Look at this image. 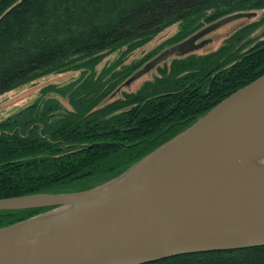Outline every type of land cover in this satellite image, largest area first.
<instances>
[{"label":"trees","instance_id":"16d2710c","mask_svg":"<svg viewBox=\"0 0 264 264\" xmlns=\"http://www.w3.org/2000/svg\"><path fill=\"white\" fill-rule=\"evenodd\" d=\"M240 11L263 15L214 51L158 65L135 92L117 89L154 54L123 69L121 60L96 68L106 54L131 52L175 23L173 44ZM262 25L264 0H0V95L51 73L80 71L0 120V200L84 191L125 172L264 74V31L251 37ZM49 209L0 210V227ZM148 264H264V245Z\"/></svg>","mask_w":264,"mask_h":264},{"label":"water","instance_id":"95a60500","mask_svg":"<svg viewBox=\"0 0 264 264\" xmlns=\"http://www.w3.org/2000/svg\"><path fill=\"white\" fill-rule=\"evenodd\" d=\"M225 15L145 62L128 87L194 53ZM51 208L0 227V264H148L264 245V74L116 178L88 190L0 200V210Z\"/></svg>","mask_w":264,"mask_h":264},{"label":"rangeland","instance_id":"374dc122","mask_svg":"<svg viewBox=\"0 0 264 264\" xmlns=\"http://www.w3.org/2000/svg\"><path fill=\"white\" fill-rule=\"evenodd\" d=\"M263 15V11H257V15L250 19L242 18L233 22H230L220 29L210 33L207 38L211 39V42L206 46L196 51L198 54H206L208 52L214 51L217 49L221 43L237 28L242 27L245 24L253 23L259 20ZM208 24V23H207ZM203 24L200 28L207 25ZM199 28V29H200ZM180 24L175 23L170 25L159 33L154 35L148 42L139 48L133 49L131 52H127L125 47L106 54L102 60L99 62L96 67L97 70H100L103 67H108L111 63L116 62L117 60H121L122 63L117 65V69H123L125 67H129L140 62L147 55H157L159 52L164 50L165 48L173 45L172 41L175 35L179 32ZM198 29V30H199ZM197 31V30H196ZM195 31V32H196ZM262 31H264V25L258 28L255 32L251 34V37L259 35ZM187 38V37H186ZM182 41V40H181ZM180 42V41H179ZM127 52V53H126ZM126 53V54H125ZM144 64V63H143ZM142 64V65H143ZM141 65V66H142ZM123 66V67H122ZM139 66L138 68H140ZM156 70L153 69L148 74L142 76L138 80L134 81L128 87L123 88L125 92H135L139 87L148 80H151L156 75ZM80 71H66V72H58L51 73L42 77H39L27 84H23L16 89H13L9 92H6L0 95V120L16 113L17 111L27 107L34 101H36L41 92L46 87H60L66 85L67 83L75 80L79 77ZM64 103L66 101H63Z\"/></svg>","mask_w":264,"mask_h":264}]
</instances>
